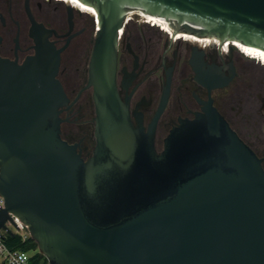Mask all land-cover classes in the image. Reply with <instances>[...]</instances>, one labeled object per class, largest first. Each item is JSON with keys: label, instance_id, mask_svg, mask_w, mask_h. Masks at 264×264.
I'll return each mask as SVG.
<instances>
[{"label": "water", "instance_id": "95a60500", "mask_svg": "<svg viewBox=\"0 0 264 264\" xmlns=\"http://www.w3.org/2000/svg\"><path fill=\"white\" fill-rule=\"evenodd\" d=\"M80 1L98 17L86 84L95 107L93 156L83 162L60 136L65 46L55 47L52 30L24 0L34 53L21 62L0 56V229L10 231L13 215L48 264H264L261 159L210 100L194 118L179 119L156 153L167 87L144 133L115 83L117 39L130 10L168 20L175 40L184 31L198 47L206 37L205 48L207 37L218 38L208 47L226 54L235 46L225 42L235 40L264 50V0ZM65 7L70 19L74 9ZM195 70L208 88L230 80Z\"/></svg>", "mask_w": 264, "mask_h": 264}, {"label": "flooded vegetation", "instance_id": "af4514ba", "mask_svg": "<svg viewBox=\"0 0 264 264\" xmlns=\"http://www.w3.org/2000/svg\"><path fill=\"white\" fill-rule=\"evenodd\" d=\"M58 4L52 0H28L34 20L52 30L48 39L56 48L65 46L60 52L57 73L68 99L60 107V136L87 162L96 146L93 88L86 84L97 33L91 37L88 32L83 20L85 11L74 7L77 12L72 11L70 19L66 7L65 16L62 9L59 15L51 12L58 9ZM10 8L0 5L4 18L3 22L0 20V56L21 62L34 53L30 21L24 1L23 25L14 20ZM148 24L154 26L133 15L124 21L117 39L116 89L120 100L128 106L132 125L140 126L144 133L148 131L167 87L166 103L153 136L154 149L160 153L164 139L179 124V119L194 118L210 100L238 137L261 159L264 169V80H257V85L247 83L250 64L238 55L235 47L222 54L218 48L208 47L209 44L201 48L182 38L175 40L169 33L163 36ZM195 66L205 77L215 75L230 80L224 87L208 88L196 79ZM229 88L230 94H223ZM257 89L263 95L258 92L255 98Z\"/></svg>", "mask_w": 264, "mask_h": 264}, {"label": "rangeland", "instance_id": "374dc122", "mask_svg": "<svg viewBox=\"0 0 264 264\" xmlns=\"http://www.w3.org/2000/svg\"><path fill=\"white\" fill-rule=\"evenodd\" d=\"M23 1L24 0H0V5L7 9L9 6H11V12H12V16L14 18V20H18L19 24L23 25V19H24V11H23ZM54 2H58L56 0H52ZM60 2H58V9L57 10H51V12H53L56 15L61 14L60 9H62V13L65 16V4H63V2L61 0H59ZM73 11H76L75 8H73ZM77 12V11H76ZM87 14H84V18L83 20L86 21L87 23V30L90 33L91 37H93L96 28H95V24L93 19H95V17L92 14H89L88 12H85ZM149 27L154 28V30H157L159 32H161L164 35H166V32L160 28L159 26H151L148 24ZM184 40V39H183ZM207 45H205L206 47ZM238 55H240L241 58H243L246 62H248L250 64V72L249 75L247 77V83L250 85H257V80L259 79H263L264 80V64H262L261 62H259L257 59H252L250 57H247L246 55H244L242 52H240L238 49H236ZM262 67V68H261ZM231 92V88L226 89L225 91H223V94H230ZM260 92L261 95H263V92L261 91V89H257L256 93H255V98L257 97V93ZM219 93V92H217ZM12 231H14L13 229H11ZM27 230H21L20 232L22 234H25Z\"/></svg>", "mask_w": 264, "mask_h": 264}, {"label": "bare ground", "instance_id": "6f19581e", "mask_svg": "<svg viewBox=\"0 0 264 264\" xmlns=\"http://www.w3.org/2000/svg\"><path fill=\"white\" fill-rule=\"evenodd\" d=\"M65 5L66 3L70 4V6L72 8H76L85 12H88L89 14H92L95 17V26L97 28V24H98V17H97V11L93 6H90L80 0H61ZM59 2V1H58ZM75 9V10H76ZM80 12V11H78ZM133 15H137L138 17H140L144 22H149L152 25H156L159 26L160 28H162L166 33L168 30V27H173L168 20L164 19V18H160L158 16H152L150 14L144 13L141 10H130L127 13L126 19H130ZM195 34H189L187 32H184L181 34L182 39H184L185 41H189L192 43L193 38L195 37ZM205 38L206 37H200V41L202 43L201 48H204V43H205ZM211 40H218V38L215 37H207L206 40V45H208L210 43ZM225 44H227L228 46L231 44L233 46H235V48H237L240 52H242L244 55L252 57L254 59H257L259 62H261L262 64H264V50L260 49V48H256V47H252V46H247L244 45L242 43H240L239 41H233V42H225Z\"/></svg>", "mask_w": 264, "mask_h": 264}, {"label": "built area", "instance_id": "2783aa9c", "mask_svg": "<svg viewBox=\"0 0 264 264\" xmlns=\"http://www.w3.org/2000/svg\"><path fill=\"white\" fill-rule=\"evenodd\" d=\"M4 206V200L0 195V209ZM12 221H6V226L10 231L13 229V232H17L23 236L29 235L26 231L25 234H22L21 230H26V227L21 224V222L11 215ZM6 230L0 229V264H31L30 258L31 253L20 251V250H11L9 249L4 241L3 234ZM48 264V263H47Z\"/></svg>", "mask_w": 264, "mask_h": 264}, {"label": "trees", "instance_id": "16d2710c", "mask_svg": "<svg viewBox=\"0 0 264 264\" xmlns=\"http://www.w3.org/2000/svg\"><path fill=\"white\" fill-rule=\"evenodd\" d=\"M3 241L11 250H20L31 253V264H47L46 258L39 253L36 242L31 239L29 235L23 236L17 232L5 231L3 234Z\"/></svg>", "mask_w": 264, "mask_h": 264}]
</instances>
